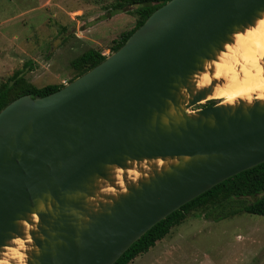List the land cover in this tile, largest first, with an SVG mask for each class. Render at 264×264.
Wrapping results in <instances>:
<instances>
[{"label":"water","instance_id":"water-1","mask_svg":"<svg viewBox=\"0 0 264 264\" xmlns=\"http://www.w3.org/2000/svg\"><path fill=\"white\" fill-rule=\"evenodd\" d=\"M260 9L264 0H169L64 87L8 103L0 111V247L21 235L17 219L40 211L43 238L33 240L41 252L28 264H114L168 215L263 163L259 103L233 109L218 101L197 116L187 112L211 90H194L189 77ZM157 156L180 160L111 204H88L109 164Z\"/></svg>","mask_w":264,"mask_h":264},{"label":"rangeland","instance_id":"rangeland-1","mask_svg":"<svg viewBox=\"0 0 264 264\" xmlns=\"http://www.w3.org/2000/svg\"><path fill=\"white\" fill-rule=\"evenodd\" d=\"M116 1L0 0V88L20 71L37 87L63 84V79L68 84L79 74L73 61L84 52L96 49L106 56L115 52L117 42L138 19L136 6L123 11L113 7ZM15 82L13 93L25 85ZM211 100L219 101L202 100L190 109L208 107ZM205 211H191L172 227L162 242L172 243L173 251L158 245L141 258L155 257V264L163 263L159 258L164 254L166 264H264V216L240 212L215 221Z\"/></svg>","mask_w":264,"mask_h":264},{"label":"clouds","instance_id":"clouds-1","mask_svg":"<svg viewBox=\"0 0 264 264\" xmlns=\"http://www.w3.org/2000/svg\"><path fill=\"white\" fill-rule=\"evenodd\" d=\"M77 35L82 36L83 34L77 33ZM230 36L232 42L226 41L223 48L215 50L213 58H204L202 68L192 73L189 83L194 85V90L203 91L212 88L214 81L217 82L215 88L218 93L217 99L225 107L235 109L243 105L245 108H251L255 107L257 103L264 107V63H262L264 62V9L258 10L257 18L251 26L246 27L243 31L235 30ZM220 81H224L223 87L220 85ZM184 89H189V87L181 88L182 95ZM170 111L172 115H178L175 106ZM165 123H167V118H165ZM176 157H145L142 160L128 158L127 164L131 165L129 167L109 164L108 168L115 181L114 184L121 191L117 192L115 188L107 191L111 197L116 198H119L121 194H129L130 184H135L139 188L141 180L150 179L153 175V166L157 171L162 172L165 168L173 165L170 162ZM184 158L185 160L190 159L188 156ZM166 161L169 163L166 164ZM149 172L151 175L147 174ZM102 178L104 177L98 178L96 182L99 186L98 189L101 186ZM126 182L127 187H125ZM51 207L49 204L47 210H50ZM38 208L46 210L43 202L38 205ZM41 221L40 211H32L29 218L17 219L16 224L22 229L24 235L14 233L10 240L0 247V264H28L29 253L40 254L41 249L35 240L33 241L32 233L39 231ZM236 239L240 240L242 237L237 236Z\"/></svg>","mask_w":264,"mask_h":264},{"label":"trees","instance_id":"trees-1","mask_svg":"<svg viewBox=\"0 0 264 264\" xmlns=\"http://www.w3.org/2000/svg\"><path fill=\"white\" fill-rule=\"evenodd\" d=\"M167 1L169 0H117L113 5L116 9L129 11L130 7L136 6L138 19L135 27L123 34L114 47V51L118 50L126 42L128 37L144 23L153 11ZM106 57V55L96 49L84 52L73 61V66L79 70V74L72 80L101 63ZM22 72H17L12 79L4 83L0 88V111L21 95L45 96L64 87L63 84H48L43 87H37L26 82L24 76L20 77L19 74ZM11 81H16L15 85L23 83L25 85L20 87L19 92L13 93L15 86L11 85ZM211 103L214 105L216 102L211 100ZM200 208L207 209L205 216L215 221L226 219L240 212L264 216V162L226 179L168 215L133 243L114 264H131L136 257L149 251L157 241L164 238L172 227L185 221L191 211Z\"/></svg>","mask_w":264,"mask_h":264},{"label":"bare ground","instance_id":"bare-ground-1","mask_svg":"<svg viewBox=\"0 0 264 264\" xmlns=\"http://www.w3.org/2000/svg\"><path fill=\"white\" fill-rule=\"evenodd\" d=\"M249 26H251V25H249ZM248 26V27H249ZM245 28H243V29H241V30H239V31H243ZM232 41H230L229 43H231ZM214 57V56H213ZM212 57V58H213ZM262 63H264V62H262ZM216 83L217 82H213V85H212V88H211V90L207 93V97H206V99H204V100H209V99H217V91L215 90V88H216ZM220 83V85L223 87V85H224V81H220L219 82ZM193 86V88H194V85H192ZM185 90H187V89H184L183 90V95L181 94V90H180V94L183 96L182 97V109H184V110H186V105L188 104V101L191 99V97H189V95L188 94H185ZM188 93V92H187ZM189 98H188V97ZM203 100V101H204ZM219 100V99H218ZM219 102H220V104L222 105V103H221V101L219 100ZM197 111L198 110H192V109H190V110H188L187 112H188V114L190 115V116H197ZM171 112V111H170ZM172 114V113H171ZM174 116H176V115H174ZM165 158H168V157H165ZM185 159V158H184ZM179 162V158L178 157H176L173 161H171L170 163H172L173 165L174 164H177ZM167 163H169V162H167L166 161V164ZM129 166H131V165H129V164H127L126 165V167H129ZM108 168V167H107ZM170 167H168V168H165L164 170H168ZM139 170V169H138ZM163 170V171H164ZM156 172H161V171H157L156 170V167L155 166H153V175H154V173H156ZM148 175H151V172H149V173H147ZM142 175H143V173H142ZM152 175V176H153ZM151 176V177H152ZM109 179V180H108ZM97 180H98V178H97ZM97 180L95 181V186H96V190H95V193H94V195L93 196H90L89 197V200H88V198H87V202H88V204L90 205V206H94V207H97V205H98V202H103V203H108V204H111L112 202H113V199L115 200V199H117L116 197H111L110 196V193L107 191L108 189H111V188H115L116 189V191L117 192H120L121 191V189L117 186V185H115L114 183H115V181H114V179L112 178V176H111V172H110V169L108 168V177L107 178H102L101 179V181H100V188L98 189V184L96 183L97 182ZM143 180H148V179H143ZM125 181H126V176H125ZM130 185H135V184H130ZM129 185V186H130ZM125 187H127V182L125 183ZM121 195H124V194H121ZM120 195V196H121ZM93 207V208H94ZM30 214V213H29ZM29 214H28V217L27 218H29ZM20 228V227H19ZM20 231H21V235H24V233H23V231H22V229L20 228ZM33 232H35V235H33V236H35V237H39V238H43V236H42V234L38 231H33ZM34 241V240H33ZM33 254H36L35 252H32V253H29V261L28 262H30L31 261V257H32V255Z\"/></svg>","mask_w":264,"mask_h":264},{"label":"crops","instance_id":"crops-1","mask_svg":"<svg viewBox=\"0 0 264 264\" xmlns=\"http://www.w3.org/2000/svg\"><path fill=\"white\" fill-rule=\"evenodd\" d=\"M64 81H66L65 79H63L62 81H61V83H63L64 84ZM171 233V231L167 234V235H169ZM166 235V236H167ZM165 236V237H166ZM162 238L161 240H159V241H157L156 242V244L153 246V247H157L158 245H160V250H162V249H166V252H171V251H173V248L172 249H170V246L172 245V243H168V242H165V243H163L162 241H164V239H166V238ZM172 239V238H171ZM152 247V248H153ZM152 248H150V249H152ZM150 249H149V251H150ZM179 250V249H178ZM147 253H148V251H147ZM169 255V254H168ZM155 256V255H154ZM142 256L141 255H139L138 257H136L133 261H134V263H143V264H155L154 263V260H155V257H152V258H150V257H147L146 256V258H141ZM167 257V254H164L161 258H159L161 261L163 260V263H160V264H166V262H168V260H166L165 258ZM158 259V260H159Z\"/></svg>","mask_w":264,"mask_h":264},{"label":"built area","instance_id":"built-area-1","mask_svg":"<svg viewBox=\"0 0 264 264\" xmlns=\"http://www.w3.org/2000/svg\"><path fill=\"white\" fill-rule=\"evenodd\" d=\"M64 84H67V81H64Z\"/></svg>","mask_w":264,"mask_h":264}]
</instances>
